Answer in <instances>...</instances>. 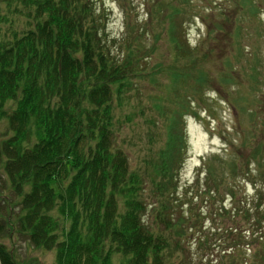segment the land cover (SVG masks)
Instances as JSON below:
<instances>
[{
  "label": "trees",
  "instance_id": "obj_1",
  "mask_svg": "<svg viewBox=\"0 0 264 264\" xmlns=\"http://www.w3.org/2000/svg\"><path fill=\"white\" fill-rule=\"evenodd\" d=\"M13 2L24 6L29 24L0 42V110L6 101L15 104L4 114L12 136L0 140V168L19 197L14 204L8 198L7 208L19 209L16 222L1 218L0 232L7 228L28 236L35 247L56 250V264H111L114 253L122 255V264H193L195 255L184 246L190 240L198 252L207 250L200 264L203 258L204 264H264V144L250 139L253 152L243 167L233 155L237 162L229 174L217 156H210L185 193L192 196L185 198L189 209H181L175 168L184 146L181 121L193 111L189 96L186 103L176 97L180 104L169 112V151L162 153L152 181L160 204L146 217L136 195L141 185H133L144 178L129 173V161L116 147L111 108L118 86L124 93L132 79L155 72H140L130 54L119 60L111 55L95 0H7ZM177 33L178 24H172L170 42L189 61L172 64L169 72L185 83L193 76L189 90L194 93L205 77ZM254 117L257 121L258 113ZM33 137L37 142L26 147ZM228 146L231 155L238 147ZM248 185L252 198L245 193ZM201 197L210 206L208 228L194 214ZM57 206L63 223H70L62 241L56 232L61 224L52 215ZM86 222L90 237L85 241L79 229ZM188 251L191 257L181 258ZM0 262L17 264L2 246Z\"/></svg>",
  "mask_w": 264,
  "mask_h": 264
},
{
  "label": "rangeland",
  "instance_id": "obj_2",
  "mask_svg": "<svg viewBox=\"0 0 264 264\" xmlns=\"http://www.w3.org/2000/svg\"><path fill=\"white\" fill-rule=\"evenodd\" d=\"M95 1L98 9L96 19L104 26L101 35L110 39L111 55L119 60L130 54L135 57L140 72H155L152 76L132 79L130 89L124 93L119 91L118 86L111 108L110 129L116 147L127 157L129 173L144 178L142 183L135 181L133 185L136 188L141 185L136 195L147 208L146 217L160 204L152 181L162 153L169 151V112L180 104L176 97L184 103L187 96L190 97L188 100L193 113H188L181 121L184 146L175 168V172H178L175 183L184 204L181 209L187 211L189 205L185 202L192 196L186 197L185 193L190 186H195L196 178L210 156H217L229 174L237 162L233 155L238 156V162L243 167L245 159L253 152L254 146H249L252 142H249L250 139L257 140L255 145L264 144V0ZM23 8L20 2L9 4L7 0H0V42H7L16 30L28 27ZM172 24H178L177 37L189 51H193L192 57L198 64L196 71H201L205 77L202 86L196 85L194 93L189 90L195 84L193 76L185 83V80L173 79L169 72L172 64L184 66L189 61L188 57H181L170 42L169 27ZM177 55L180 56L178 59ZM159 66L162 69L156 73ZM14 106L13 102L6 101L0 110V140L5 141L12 136L4 114L11 113ZM255 113L259 116L257 121ZM35 126L32 120L29 127L32 134L35 133ZM35 141L33 137L25 146L29 147ZM231 142L239 147L234 149L232 155L228 151ZM215 168L220 178V165L215 164ZM1 169L0 220H8L10 216L12 222H16L15 214L19 208L9 212L7 199L13 198L11 204H14L19 197L15 196L16 191L11 189ZM201 178L203 183L204 174ZM230 180V185L236 183ZM252 189L251 185L245 187V193L251 198L254 193ZM196 190L197 187L194 192ZM201 199L194 201V214H200L208 228L211 223L206 212L210 206H205ZM119 207L122 208L121 202ZM52 215L61 224L56 232L62 241L63 229L68 232L70 223H63L58 206ZM88 228V222L80 227L82 240H89ZM28 239L26 235L11 233L5 228L0 232V248L2 246L12 254L17 264H56V250L35 247ZM191 241L184 243V246L195 255L193 264H200L201 256L207 250L198 252L196 242L189 246ZM188 254L191 257L189 251L181 253V258H186ZM122 263V255L114 253L111 264Z\"/></svg>",
  "mask_w": 264,
  "mask_h": 264
}]
</instances>
